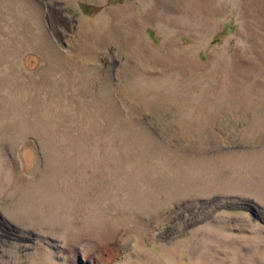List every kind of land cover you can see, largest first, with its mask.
I'll list each match as a JSON object with an SVG mask.
<instances>
[{
  "label": "rangeland",
  "instance_id": "obj_1",
  "mask_svg": "<svg viewBox=\"0 0 264 264\" xmlns=\"http://www.w3.org/2000/svg\"><path fill=\"white\" fill-rule=\"evenodd\" d=\"M0 264H264V0H0Z\"/></svg>",
  "mask_w": 264,
  "mask_h": 264
}]
</instances>
